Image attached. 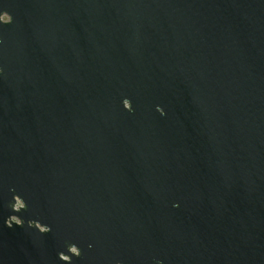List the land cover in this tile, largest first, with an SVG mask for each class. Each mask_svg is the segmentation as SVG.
<instances>
[{"label":"water","instance_id":"water-1","mask_svg":"<svg viewBox=\"0 0 264 264\" xmlns=\"http://www.w3.org/2000/svg\"><path fill=\"white\" fill-rule=\"evenodd\" d=\"M2 11L0 264H264V0Z\"/></svg>","mask_w":264,"mask_h":264},{"label":"clouds","instance_id":"clouds-1","mask_svg":"<svg viewBox=\"0 0 264 264\" xmlns=\"http://www.w3.org/2000/svg\"><path fill=\"white\" fill-rule=\"evenodd\" d=\"M13 22L12 15L7 11L0 12V25H8ZM2 71V69H0ZM123 108L129 112L133 111L132 103L130 99L124 98L122 101ZM161 115H165L164 109L160 106H157L156 109ZM14 203L10 204V207L12 209V212L19 213L22 210L27 208L26 202L21 198L20 195H15L13 197ZM24 220L19 215H10L8 219L6 220V224L8 227H12L13 225L16 226H23ZM28 227L31 229L37 230L40 234H45L51 231V227L42 224L39 221H29ZM91 247V245H89ZM67 253L60 252L59 253V260L63 261L64 264H72V257H79L81 255V251L79 247L75 244H71L67 247ZM117 264H122V262L118 261ZM157 264H161V262H157Z\"/></svg>","mask_w":264,"mask_h":264}]
</instances>
